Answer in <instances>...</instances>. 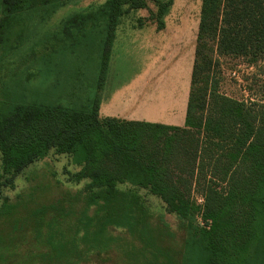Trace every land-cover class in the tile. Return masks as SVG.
<instances>
[{"label": "trees", "instance_id": "1", "mask_svg": "<svg viewBox=\"0 0 264 264\" xmlns=\"http://www.w3.org/2000/svg\"><path fill=\"white\" fill-rule=\"evenodd\" d=\"M70 1L0 0V50L17 24L34 16L44 21ZM147 1L106 0L62 21L70 41L78 34L97 37L102 48L100 81L121 19L147 9ZM150 1L156 11L138 18L136 26L154 23L161 31L172 0ZM222 58L243 59L248 66L264 62V0H201L180 127L101 118L96 97L90 105L75 109L38 94L1 89L0 186H11L17 175L53 149L81 167L75 180H88L79 193L86 206L102 205L98 213H103L104 224L93 234L88 251L106 248L98 239L108 225L137 231L138 240L154 260L163 233L172 237L165 224L157 233L150 228L139 196L117 188L128 184L146 190L182 222L185 235L176 264H264V106L220 92L215 76ZM32 59V52L25 54L21 63ZM195 194L202 199L200 205L193 200ZM6 200L0 219L13 215L14 206ZM50 209L55 208L41 207L32 213L36 221L30 243L15 237L4 240L6 231L0 228V264H69L68 256L78 250V231L70 240H63L61 230L53 226L42 231V220ZM87 221L82 227L85 244L91 224ZM17 231L15 220L8 236Z\"/></svg>", "mask_w": 264, "mask_h": 264}, {"label": "rangeland", "instance_id": "2", "mask_svg": "<svg viewBox=\"0 0 264 264\" xmlns=\"http://www.w3.org/2000/svg\"><path fill=\"white\" fill-rule=\"evenodd\" d=\"M105 1L72 0L44 21L34 16L17 24L4 42V49L0 50V90L38 94L51 103L75 109L90 105L96 97L100 100L98 114L101 118L182 126L201 0H172L163 18L165 29L162 31H157L154 23L145 25L144 29L136 26L138 18L156 11L150 0L147 9L132 11L123 17L100 81L102 48L97 37L78 34L70 41L64 35L62 21ZM31 52L33 59L23 65L21 58ZM5 53L9 54L2 57ZM220 64L215 80L221 93L246 104L264 106V62L248 66L243 59L222 58ZM259 111L262 112V108ZM80 169L70 156L57 155L52 149L44 159L33 162L17 175L11 186H0V207L4 198L14 206L12 217L0 219V228L6 231L3 239L15 237L30 243L35 236L31 230L36 221L32 213L41 207H53L55 209H50L42 220L45 226L42 231H46V226L58 228L63 240H70L78 231V250L68 256L69 264L177 263L185 235L182 222L168 214L164 205L146 190L128 184L117 188L125 194L139 196L150 228L157 233L165 224L172 237L162 232L163 237L157 243L159 253L154 260L138 240L137 231L134 234L127 228L108 225L98 239V244L105 243L106 248L88 251L89 244H93V234L104 222L100 220L103 213H98L102 205L88 207L79 194L88 183L87 179L75 180ZM193 200L196 205L202 203L197 194ZM15 220L19 232L9 237L8 230ZM87 220H91V224L89 241L85 244L82 227Z\"/></svg>", "mask_w": 264, "mask_h": 264}, {"label": "crops", "instance_id": "3", "mask_svg": "<svg viewBox=\"0 0 264 264\" xmlns=\"http://www.w3.org/2000/svg\"><path fill=\"white\" fill-rule=\"evenodd\" d=\"M140 18H143V17H140ZM150 25H151V24H150ZM150 25H149V26H150ZM164 27H165V26H164ZM144 28H145V27H142V28H140V29H144ZM164 29H165V28H164ZM164 29H163V30H164ZM161 31H162V30H161ZM194 49H195V44H194ZM193 61H194V54H193ZM192 64H193V63H192Z\"/></svg>", "mask_w": 264, "mask_h": 264}]
</instances>
